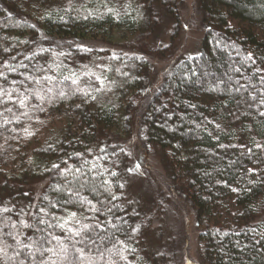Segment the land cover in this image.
Instances as JSON below:
<instances>
[{
	"label": "trees",
	"instance_id": "16d2710c",
	"mask_svg": "<svg viewBox=\"0 0 264 264\" xmlns=\"http://www.w3.org/2000/svg\"><path fill=\"white\" fill-rule=\"evenodd\" d=\"M126 1L0 0V264L164 262L132 185L139 129L192 207L204 264H264V0H196L200 49L158 89L147 58L172 45L149 44L160 9L174 42L180 0ZM128 37L130 52L84 45Z\"/></svg>",
	"mask_w": 264,
	"mask_h": 264
},
{
	"label": "rangeland",
	"instance_id": "374dc122",
	"mask_svg": "<svg viewBox=\"0 0 264 264\" xmlns=\"http://www.w3.org/2000/svg\"><path fill=\"white\" fill-rule=\"evenodd\" d=\"M109 1L117 5L127 2L126 0ZM176 6L180 17V27L174 42L170 40L172 26L168 22H162V19L166 20L163 17L164 12L160 9L158 22L161 26L159 29L162 32L157 39L149 44L152 48H163L168 44L172 45L169 57L160 58L156 55L149 57L146 53V58L149 57L147 60L153 89H158L169 63L171 64L179 56L193 55L199 51L206 31L196 0H180ZM233 24L241 28L244 27L237 22ZM255 34L258 35V32H255ZM133 41L134 37H131L129 40L116 42L117 44L113 46H108L100 41H89L84 45L91 48L98 47L107 53L116 54L119 51L130 52L131 43L134 44ZM127 146L132 156V171L138 175L132 179L133 190L138 193L136 201L140 200L144 204L150 201L154 202L155 208L149 212L152 217H158V220L151 225V232L146 238L147 245L145 248L148 257L149 255H154L157 258L163 257V255H160L163 253L164 262L161 264H204L201 257H199L201 247L200 229L196 225L195 214L187 200L181 195L178 186L172 184L169 179L161 153L145 143L144 132L140 129L137 130V133H134ZM45 185L43 182H33L28 187L34 202L45 188ZM158 209L161 213L156 214ZM227 211L228 213L224 211L217 220L219 223L226 220L231 222L238 215V211L233 205H230Z\"/></svg>",
	"mask_w": 264,
	"mask_h": 264
}]
</instances>
